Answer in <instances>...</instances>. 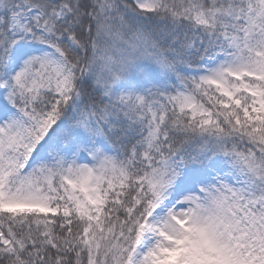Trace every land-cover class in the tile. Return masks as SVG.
I'll list each match as a JSON object with an SVG mask.
<instances>
[{"label": "snow or ice", "instance_id": "snow-or-ice-1", "mask_svg": "<svg viewBox=\"0 0 264 264\" xmlns=\"http://www.w3.org/2000/svg\"><path fill=\"white\" fill-rule=\"evenodd\" d=\"M0 264H264V0H0Z\"/></svg>", "mask_w": 264, "mask_h": 264}]
</instances>
